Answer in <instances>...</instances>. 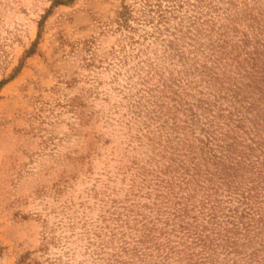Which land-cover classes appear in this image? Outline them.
Returning a JSON list of instances; mask_svg holds the SVG:
<instances>
[{
	"label": "rangeland",
	"instance_id": "1",
	"mask_svg": "<svg viewBox=\"0 0 264 264\" xmlns=\"http://www.w3.org/2000/svg\"><path fill=\"white\" fill-rule=\"evenodd\" d=\"M0 264H264V0H0Z\"/></svg>",
	"mask_w": 264,
	"mask_h": 264
}]
</instances>
